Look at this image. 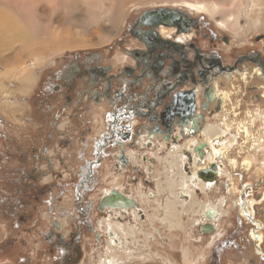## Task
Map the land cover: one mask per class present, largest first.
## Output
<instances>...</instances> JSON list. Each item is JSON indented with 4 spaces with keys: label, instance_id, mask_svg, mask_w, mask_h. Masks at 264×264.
<instances>
[{
    "label": "rangeland",
    "instance_id": "obj_1",
    "mask_svg": "<svg viewBox=\"0 0 264 264\" xmlns=\"http://www.w3.org/2000/svg\"><path fill=\"white\" fill-rule=\"evenodd\" d=\"M219 1L224 4L225 15H237L239 24H230L228 27L221 26L207 13L200 11L191 13L190 9L181 5L183 2L167 3L169 6L158 0L133 6L131 4L122 26L118 28L117 32L113 33V37H97L98 31L102 32L103 30H95L88 34L92 37V40L88 42L90 43L88 46H75L76 48L69 49L64 54L63 52H53L45 56L35 71L36 75L39 76L38 84L36 83L30 92L23 94L15 91L17 84L16 80L12 79L10 93L5 91L4 94H9V97L13 95V98L17 97L14 99H18L15 100L18 104L15 103L13 105L16 108H12V111L11 108L9 109L0 103V264H101V262L109 264L107 262L108 257L112 258V260L116 258V261L112 264H215L214 259L207 257L209 255V247L214 241L213 237L210 238L204 234L202 236L198 230V220H196L198 219L197 213H199L197 204L204 201L207 202L210 199L206 198L202 191L197 195L198 198L195 197L193 189L198 185L196 182L189 184L187 192H184L185 196H180L183 200L178 198V192L182 193L178 189V187L181 188L179 185V174L182 165L178 164L176 167L169 165L165 168L166 162H163L162 165L161 161L162 157L165 158L173 150V146L166 154L164 152L166 151L165 142L163 143L162 140L156 141L157 147L155 151L152 150V152L143 154L151 156L156 153L155 155L158 159V164L153 171H146L143 176L141 175L144 179V177L147 178L146 174H148L149 182L146 183L143 181L140 184H131L129 182L131 177L137 176V174L130 172L129 168H126L123 171L124 173L116 170L114 167L116 152L106 155L105 159L99 162H95L92 172L88 171L89 168L84 170L82 166L85 165V160L93 158L91 149L84 152L83 159V153H79L83 145L78 146L77 144L79 138H76V140L70 139L72 142H70V146L62 148H57L58 142H54L50 138L52 133L50 132L49 123L54 119L56 110L45 107L51 106L56 99L48 97L49 93H47L48 91H46L47 89L44 85L47 82H54L57 70L65 69L72 59L79 58L77 61L81 63L86 59H91V53H95V56L100 57L97 63L103 66L110 64L109 66L111 67L108 73L117 74L121 72L125 65L134 63L131 59L126 58L124 61L121 59L126 54L124 48L132 49L138 46L136 39L128 35L127 28L130 24H134L135 20L144 11L148 12L160 8L179 11L188 9L186 13L188 12L192 16L204 14L206 18L211 19L212 23L215 24L214 26L218 27H216L218 30L234 39L236 48L241 43H248L241 52L259 49L262 45V42H260L261 35H264V21H261V24L257 22L260 8L245 12L248 6L245 3L243 8L239 9L231 6L233 0ZM217 17L220 19L221 15ZM24 57L26 59L21 61L19 66L25 64V62H27L28 66L32 65L31 58L27 55ZM228 61L231 62L232 58L228 59ZM38 63H35V65ZM257 67L253 68V74L250 70L245 69L244 71L239 70L238 72L225 74L220 78L222 83L225 84V88H223L224 86L221 88L224 91H229L231 98L226 100V103H222L220 100L222 106L219 107L216 115L218 126L238 136L237 143L239 145H235L234 151L231 148L228 153L231 152L232 154L233 152L232 155L237 157L239 163L236 168L232 169L234 171L230 169L228 161L221 163L226 164L224 169L227 172H220L222 176L220 178L223 181H231L230 178L233 174L236 186L230 195V200L234 201L231 207H237L239 204L240 213L246 218L248 217L243 214L239 201L241 197L247 196L246 194L241 196L244 192L243 184L246 181L251 183L249 198L254 197L258 201L264 193V145L260 146L259 143L264 128V116L262 115L264 111L259 113V107H263L264 102L262 101L258 104L259 101L256 100L257 95H255L258 91H253V87L250 88L251 94L249 92L246 93L247 84L250 81H252L251 84L253 85H259V81H253L256 78L261 79L256 70ZM245 71H248V76H251L247 78L248 80L242 78V73ZM87 82L84 85H80L79 88H83L86 85V88L90 91L95 88L102 89V86L106 85L105 80H101L94 85ZM119 82H122L120 86H126V82ZM64 84L68 85L66 82ZM117 86H119V83L113 85V87ZM261 88H264V85ZM236 97H239L240 100ZM81 100L82 108L93 105L92 100L87 96ZM62 102H65L63 98ZM16 111L18 114L15 113ZM73 111L62 113V126H64L63 123H66V125L73 123L72 119L76 121V114ZM100 117H102V114H100ZM100 121L101 118L99 119ZM92 122H95L96 125L98 122L97 118L90 117L81 124L78 122L79 126L76 125V127L81 128L84 131V135H86V128ZM93 123L91 124L92 126L94 125ZM220 123L223 125L221 126ZM209 124L217 125L212 122H203L199 132L202 133V129ZM244 124L248 125V129L255 139L247 140L248 136L245 128H243ZM227 125L230 129L226 128ZM239 125L243 126L240 128ZM202 135L204 137L203 133ZM196 138L198 140L197 136L186 137L184 144L181 146L188 147L189 141ZM90 143L92 144L91 140ZM42 145L48 146L53 155H48L46 160H43L42 156L40 163L34 162V152H39ZM142 145L144 144L140 142L137 147L128 149L132 161L137 159L141 163L146 162L141 155ZM52 147H55L56 150H53ZM245 147H248V152L244 150ZM158 149L159 152H157ZM249 150H251L249 159L253 160L252 163H254L252 169L245 166ZM56 153L60 157L57 158L55 156ZM94 157L95 160L97 157ZM47 162H54L58 169L54 172L49 171V169H46ZM42 165L46 171H43V168L40 169L39 166ZM161 167H164L163 175H166L169 169L171 171L174 170V172H170L167 175L168 178L174 177L173 180H170L174 184H171L168 180L162 183L165 178L158 180ZM26 171H29L28 173L32 174V177L36 179L31 182L38 186V189H40L39 193L42 191L41 197H39L40 201L35 204L29 200V197L24 198L21 194H18L22 187L21 176L19 175L24 174L22 177H27ZM182 171L184 172V169ZM126 173H128L129 177H125ZM26 182L28 183L29 181ZM47 182L55 185L61 183V186L59 184L57 189H52L50 194H46V188L45 186L43 187V184ZM70 182H73L72 186ZM158 183L161 185L160 187ZM169 183L173 187L168 185ZM259 184L263 187L256 188L255 185L258 186ZM112 187H119L122 191H128L133 196H136L141 202L139 209L133 208L134 211L118 209L119 211H116L112 208L109 212L107 210L106 215L103 212H99L98 204L101 197ZM158 187L160 192L157 191ZM17 200L22 202V207L26 201H29L30 209H23V214H20L21 210ZM259 203L254 206L256 217L262 219L264 223V202ZM231 207L230 204L222 207L221 212L224 213V216L220 218L217 232H219L218 236L222 235L223 238L238 229L237 218H240L238 210L232 209V213L229 217L227 216L229 213L227 210L229 211ZM225 208H227L226 211ZM171 213L179 217V220L177 218L172 220L173 225L167 222L171 219L168 216ZM16 216L17 218L24 216L25 219L18 221ZM83 220H85V223H83ZM76 222L84 225L85 231L82 229H80V233L76 231V227H78V225H75ZM239 222L241 235H238L237 231V235L234 236L239 240L236 244L237 247L234 249H226L225 247L218 264H264V258H260L255 252L254 241L251 237L252 235H250V229L253 224L244 218H240ZM94 230L98 231L103 242H99ZM103 231H105L104 234ZM62 234L69 238L68 243L60 241L58 237ZM74 239L78 243H73ZM226 243V240H224L223 244L227 245ZM57 244H59V247H57ZM74 244H76L75 247L78 250L75 249L73 251ZM206 257L207 259H205Z\"/></svg>",
    "mask_w": 264,
    "mask_h": 264
},
{
    "label": "flooded vegetation",
    "instance_id": "obj_2",
    "mask_svg": "<svg viewBox=\"0 0 264 264\" xmlns=\"http://www.w3.org/2000/svg\"><path fill=\"white\" fill-rule=\"evenodd\" d=\"M146 12L144 11L140 14L138 17L139 20H135L134 24H130L127 28V32H129L128 35L136 39V44L138 46L132 49L124 48L126 54H124L121 59H123V61L126 58L131 59L134 62L133 64L125 65V68L117 74L108 73L109 68L111 67L109 66L110 64L103 66L97 63V61L100 60V57L95 56V53H91V59H86L81 63L77 61L79 58L72 59L65 69L57 70L54 82H47L44 85L47 89L46 91H48L47 93H49L48 97L56 99L54 103L52 102L51 106L49 105L48 107H45L56 110L54 113V119L52 122L49 121L51 128L50 132L52 133L50 138L54 140V142H58L56 145L57 148H62L64 146L68 147L72 143L70 139L76 140V138H79L78 143L83 145V151L87 152L91 149L93 152V158H91V160L86 159L85 165L82 166L84 170L89 168L88 171L91 172L94 170L95 162L105 159L106 155H110L116 151H119V154L116 155L118 164L116 167L114 166L116 170L123 172L126 168H130L133 164L131 158L127 154L129 152L128 149L137 147L140 142L145 145H142L141 150L142 158L146 160V162L143 163L148 164L144 170L153 171L154 167L157 166L158 161L153 155L149 156L143 154L145 152H152V150L155 151V148L157 147L155 144L156 141L162 140L163 143L165 142V153H168L172 146L178 144L177 146H179L180 152L178 151L177 155L179 154V161L183 160L182 167L184 172L189 174V177L193 175L196 176L199 183L205 182L207 184L204 189H201L202 187L199 185L194 187L193 190L195 192V197L198 198L197 195L202 191L203 195L210 199L206 203H210V205L213 204L214 206L219 205L220 198L224 197L225 201L223 204L225 205L223 206L226 207V205L230 204L231 207L234 203V201L230 200L231 193L229 185L231 181L221 180L220 177L222 176L219 174L218 169L221 166L225 168L226 164H221L217 159L216 161H208V147L204 148V157L201 158L199 151H195V147L202 142H206L204 139L205 136H201L202 133L199 132L200 128L203 126V122L218 123L216 115L219 111V107L224 103L222 98H224V94L227 93L226 90L224 91V89L221 88L222 86L225 88V84L222 83L220 79L225 74L227 75L228 73L238 72L239 70L244 71L245 69H248L253 73V68L258 66L257 69L261 79L256 78L253 81H259V85H253L251 84L252 81H250L247 84L248 88L246 93L249 92V94H251L250 88L253 87V91H258V93L255 94L257 95L256 100L259 101L258 104L262 101L264 102V88H261V86L264 85V35H261L260 42H262V45L259 49L241 52L243 51L242 49L246 48L248 43H241L237 46L238 48H236L234 39L230 38L228 34L223 33L221 30H218V27L216 26V28L211 19L206 18L204 14L192 16L191 14H188V12L186 13V11L183 12L187 15L179 13V16L185 19L184 29L180 31L178 27L166 25L168 28L174 29L169 35H163L161 27L165 24L156 22V17H147L145 19L144 15ZM230 58H232L231 62L228 61ZM244 76H246V78ZM249 77L251 76H248L246 71L242 73V78L244 80H248L247 78ZM101 80L106 81V85H103L102 89L95 88L88 91L86 85L83 88H79L80 85H84L87 81L94 85ZM119 81L126 82V86H120V83L122 82ZM64 82L68 85L64 84ZM115 83H119V86L113 87ZM65 85L68 87L66 88ZM213 86L222 90L219 96L214 92ZM85 96L92 100L91 102L93 105L91 107L86 106L82 108L81 99ZM62 98L65 102H62ZM236 98L240 100L239 97ZM220 100L222 103H220ZM226 100L230 99L228 98ZM106 103L111 105V109L110 112L104 113L102 112V107L104 106L103 104ZM116 105V108L121 107L117 112H115L114 108ZM223 106L225 105L223 104ZM71 110H74L73 112L76 114V121L72 119V124L70 123L69 125H66V123H63L64 126H62V113ZM262 111H264V104L263 107H259V112ZM92 113L104 115V117L101 118V122L103 121L105 123V127L97 137L93 138L91 144L90 141L87 140V137L90 134V126H87V134L84 135V131L81 128L76 127V125L79 126L78 122L81 124L82 122L87 121ZM107 115L112 120L108 119ZM132 120L139 121V125L135 130H133L131 126ZM186 121H189V124L186 125ZM189 132H191L192 135L188 136ZM149 136H155V140L151 141L148 138ZM190 136H197L198 142L194 146H192V144L190 146L188 145V147L180 146L184 144V139L186 137L190 138ZM41 139L43 140V138ZM250 139H255V137L251 136ZM107 143L108 145L106 146ZM248 147H245L244 149L247 152ZM231 148L232 151H234V146L229 147L228 144L227 152L231 151ZM52 149L56 150L55 147H52ZM107 151L109 153H107ZM250 151L251 150H249L248 155H250ZM39 152H34V162L40 163L42 161V156V159L46 160L48 155H53L51 149L44 145H42ZM184 153L186 154V157L183 156ZM55 156H57V158L60 157L57 153ZM94 156L97 157L95 160ZM122 156H126V158L121 160ZM180 157L182 159H180ZM82 158L84 159V153ZM204 161L208 163H205ZM213 163L216 164V177L214 180L205 181V179H201L199 171H202L203 169L210 170V165ZM100 164L102 165V163ZM39 167L42 169L43 165ZM46 167V169H49L51 172L58 169L54 162H47ZM133 167L136 174L141 177V169L136 166H132V168ZM234 167L235 166L231 165L230 169L232 170ZM46 169L43 168V171H46ZM216 180L218 181L216 182ZM129 182L136 185L138 183V177H131ZM188 183L190 185L192 184V182ZM59 184L61 186V183ZM72 184L73 182L71 183V186ZM58 185L47 182L43 184V187L45 186L46 188V194H50L52 189L54 190L58 188ZM255 186L256 188H262L264 185L261 186L259 184L258 186ZM250 187L251 186H246L243 191L245 192L247 188L249 191ZM117 189L126 194L131 200H134V206L127 208L117 207L114 210L122 209L133 211V208L139 209L140 203L136 196H133L128 191H122L119 188ZM109 192L110 190L106 193ZM104 195L105 193L103 196ZM241 196H243V194H241ZM261 196L263 198L261 197L258 199V203L260 201L261 203L264 202V193ZM99 205L98 210L99 212H103L104 215H106L107 210L108 212L111 210V208H108L107 206L101 210ZM239 208V204L237 207L229 208V211L225 208L227 212H229L227 216L229 217L232 213V209L236 211L238 210V215L241 219H247L253 224L250 229V235H252L251 237L254 241L255 252L260 258H264V223L262 222V219L256 217L254 207V218L262 223L261 233L263 235V241H258L260 244L258 245L251 232L255 227L254 222L244 217L240 213ZM208 210L211 209L205 208L201 213L202 216L200 213H197L198 230L202 236L204 234L208 235L210 238L213 237L214 241L209 247V255L207 257H210L212 260L214 259L215 264H218L225 247L226 249H234L237 247L236 244L239 240L234 236L237 235V231L238 235H241L240 218H237L238 229H236L234 233L230 235L227 234L223 238L222 235L218 236L219 232L217 231L219 229V218L224 216V213L219 212L218 215H215L212 211L213 214L209 217L207 215ZM83 216L85 217V215ZM208 222L214 225L213 230H202L201 225ZM83 223H85V220H83ZM75 225H78L76 231L79 232L80 229L84 230V225L79 222H76ZM58 238L65 243H68L69 241V238L63 234ZM224 240H226L227 245L223 244ZM75 242L78 243L76 239L73 240V243ZM99 242L101 243L103 240ZM75 245L76 244L73 245V251L75 249L78 250ZM57 247H59V244H57ZM258 247H261L262 249H259ZM207 257L205 259H207Z\"/></svg>",
    "mask_w": 264,
    "mask_h": 264
},
{
    "label": "bare ground",
    "instance_id": "obj_3",
    "mask_svg": "<svg viewBox=\"0 0 264 264\" xmlns=\"http://www.w3.org/2000/svg\"><path fill=\"white\" fill-rule=\"evenodd\" d=\"M148 1H154V0H0V103L3 106L8 107L9 109L16 108V106L13 105L15 103L18 104V102L15 101L18 99H14L17 97L13 98V95L9 97V94L8 95L4 94L5 91H7L8 93L11 90L10 86L12 79L16 80L15 82L17 85L15 87V91H18L23 94L30 92L31 89L36 85V83L38 84L37 81L39 76L36 75L35 71L45 56L50 55L53 52L55 53L63 52L64 54L69 49H72L75 46H79V47L81 46L83 47L85 45L88 46V44H90L88 42L92 40V37H90L91 35L89 36L88 34L90 32H94L95 30L104 31V32L102 31L103 33L98 31V33L96 34L97 37H106V36L113 37V33L117 32L118 28L122 26L125 16H127L126 13H128L130 9L129 8L130 5L131 4H132L131 6L136 4L138 5L139 3H144ZM158 1H163L165 4L167 3L170 4V2H174V3L183 2V4L181 5H183V7L185 8L190 9L189 11L191 13L199 12V11L202 13L203 12L207 13L208 15L213 17L218 22V24L224 27H228V25L230 24L232 25L239 24L238 22L239 17L237 15L235 14L225 15L224 4L222 3V1L219 0H190V1L189 0H158ZM244 3L248 5L247 8L244 7L246 8L245 12H248L249 10H252L254 8H260V13L259 16L257 17V22L260 23L261 21H264V0H233L231 6L242 9ZM169 4L167 5L169 6ZM188 9H186V11H188ZM218 15H221L220 19H218L217 17ZM173 29L174 28H168V26L162 25L161 32L163 35H169V33H171ZM25 55L31 58L32 65L28 66L27 62H25V64H21L19 66V63L26 59L24 57ZM37 62L39 63L35 65V63ZM256 70L258 72L257 68ZM246 74H249L248 71H246ZM244 77L246 78V76ZM221 91H222L221 89L214 87V92L217 93V96L220 95ZM224 95L225 97L222 98V101L225 103L226 99L228 98L230 99L231 96L229 91H227V93H225ZM15 113L18 114L17 111ZM262 115L264 116V114ZM228 125L226 126L227 129L229 128ZM241 126L239 125L240 128ZM243 128H245L247 132V136H248L247 140L249 141L252 134L248 129V125L243 126ZM202 133L205 136V141L208 143V148H207L208 161H216V159L219 160L221 163H226L228 161L230 166L233 165L235 166L234 168H236L239 163V160L237 159L236 156L232 155L231 153H228L227 150H228V144L229 147L239 145L237 143L238 136L236 134H232L231 132H228L224 128H221L220 126H218V124L208 125L206 128L202 129ZM263 134H264V128L262 130V137H260V142H259L260 146L264 145ZM188 135H192V133L189 132ZM190 137H196V136H190ZM148 138L151 141L155 140V136H149ZM189 143H190L189 146L191 144L192 146H194L197 143V138L190 140ZM177 145L178 144L173 146L172 148L173 150H171L165 157L166 159L165 168L168 167L169 165L174 167L178 166V164L182 165L183 160L179 161L178 158L179 154L177 155L178 153L177 150L179 148V146ZM183 156L186 157V154L184 153ZM250 157L251 156L248 155V159H246L245 161L246 164L245 166L251 167L252 169L254 163H252L253 160L249 159ZM180 159L182 158L180 157ZM204 162L208 163L206 161ZM263 162H264V158H263ZM181 169L182 166L180 168L181 172L179 174V178H180L179 185L181 186V188L178 187V189H180L182 193L178 192L179 199H181L180 196H185L184 192H187L188 190V186H189L188 182H197V184L200 187H202L203 189L205 188V186L207 185L205 182L199 183V181L196 179V176L193 175L189 177V175L184 173L182 171L183 169L182 170ZM218 169H219V174L220 172L222 173L227 172V170H225L222 166L219 167ZM170 172H174V170L171 171L169 169L167 171V173L169 174ZM173 179H174L173 176L167 178L168 181ZM230 180L231 183L229 185V190L230 193H233V189L236 186L234 182L233 174L231 175ZM164 181L165 179L162 180V183H164ZM217 181L218 180H216V182ZM244 184L247 185H243L242 187L243 189L246 186H251V183L247 181ZM160 186L161 185L159 184V187ZM171 187H173V185ZM157 191L160 192L159 189ZM249 193L250 191H248L247 188L245 192L242 193V194H246L247 196L241 197L239 201L242 207L243 214L247 216L248 219H250L252 222H254L255 227L252 229L251 232L253 234L254 240L256 241V244L260 245L258 241H263V237H262L263 235L261 233L262 223L259 220L255 219L253 215L254 214L253 207L255 206L256 203H258V201L255 200V198L253 197L249 198L248 196ZM224 201L225 198L221 197L219 201V205L217 206L206 204L205 201H204L205 203L204 202L198 203L197 207L199 210L197 209V211H199L200 215L202 216L201 214L202 211L205 208L206 209L209 208L211 209V211L217 212V214L215 215H218L219 212H221L223 205H225L223 204ZM254 201L256 202L254 203ZM168 216L169 219L171 218L170 220L167 221L169 222V224L173 225L172 220L174 218H177V220H179V217L174 216L173 213H171ZM258 248L260 249L261 247ZM114 261H116V258L112 260V258L108 257L107 262L109 264L114 263ZM101 264L104 263L101 262Z\"/></svg>",
    "mask_w": 264,
    "mask_h": 264
},
{
    "label": "water",
    "instance_id": "obj_4",
    "mask_svg": "<svg viewBox=\"0 0 264 264\" xmlns=\"http://www.w3.org/2000/svg\"><path fill=\"white\" fill-rule=\"evenodd\" d=\"M180 14L187 15L185 12H179V10H170V9H159L155 11H148L144 15V18L147 17H156V22L164 23L168 26H175L178 27L179 30H183L185 26V19H183ZM196 123V121H195ZM185 124H189V121H186ZM208 147L206 142H202L198 146L195 147V151H199L200 157H204V148ZM126 156H122L121 160H124ZM210 171V172H209ZM199 175L201 178L205 180H214L216 177V164L210 165V170L203 169L202 171H199ZM107 206L108 208H127L130 206H134V200H131L126 194L119 191L117 188H111L109 193H106L101 200V203L99 205V208L102 210L104 207ZM213 212L211 210H208L207 215L211 217ZM214 214H217V212H214ZM202 230L212 231L214 228V225L212 223H205L201 225ZM98 236V234L96 233Z\"/></svg>",
    "mask_w": 264,
    "mask_h": 264
},
{
    "label": "crops",
    "instance_id": "obj_5",
    "mask_svg": "<svg viewBox=\"0 0 264 264\" xmlns=\"http://www.w3.org/2000/svg\"><path fill=\"white\" fill-rule=\"evenodd\" d=\"M103 105H104V106L102 107V110H103L102 112H104V113L110 112L111 105H110V104H107V103H106V104H103ZM116 107H117V105L114 106V108H115V112H117V111L121 108V107H119V108H116ZM95 111H98V110H95ZM95 111H94V113H95ZM99 111H100V110H99ZM90 117H93V118L95 117V118H97V121H98L96 125H95V122H94V123L92 122V123L94 124L93 126L91 125L92 123L90 124V128H91V129H90V134H89V136L87 137V140H89V141L91 140V141H92L93 138L97 137V135H99V133L102 132V130H103L104 127H105V123H104L103 121H102V122H101V121L99 122V119L102 118V117H104L103 115H102V117H100V114H93V113H92L91 116H89V118H90ZM107 117H108V115H107ZM108 119H111V118L108 117ZM111 120H112V119H111ZM138 123H139L138 120H132V121H131V124H132L131 126H132L133 130H135V128L138 127ZM101 126H102L103 128H102ZM90 137H91V138H90ZM77 144H78V146L81 145L80 143H77ZM107 145H108V143L106 144V146H107ZM82 152L84 153L83 148L79 151V153H82ZM157 152H159V151H157ZM107 153H109V152L107 151ZM113 153H114V152H113ZM113 153H112V154H113ZM145 153H146V152H145ZM117 154H119V151H116L115 156H116ZM127 154H128V156L130 157L129 152H128ZM155 154H156V153H153V157H154V158H157V157H155V156H156ZM158 154H160V153H158ZM154 155H155V156H154ZM161 159L163 160V161L161 160V161H162V165H163V162H166V159L163 158V157H162ZM131 160H132V159H131ZM136 160H137V159H134V160L132 161V164H133L132 166L139 167V168L141 169V171H142V176H143V175L146 173V170H144V168L146 167V164L139 162V160H137V161H136ZM156 160L158 161V159H156ZM117 164H118V161H117V159L115 158V159H114V166L116 167ZM132 166L129 168V171H130V172H134V173H136L135 170H133L134 167L132 168ZM147 166H148V165H147ZM163 169H164V167H161V169H160V171H159V175H158V180H159V179H163V178H165V181H164V182H167V179H166V178H168L167 175H168L169 173H167L166 176H164V175H163ZM123 173H124V172H123ZM123 173H122V174H123ZM127 174H128V173H126V175L124 174L125 177H129V175H127ZM121 176H122V175H121ZM122 177H123V176H122ZM134 177H138V183H137V184H140V182H143V181H144L145 183H146V182H149L148 174H146V177H147V178L144 177V179H143L142 177H139L138 175H137V176L135 175V176H133L132 178H134ZM170 183H171V184H174V183L171 182V181H170ZM170 183H169L168 185H171ZM158 185H159V183H158ZM117 188H119V187H117ZM158 189H159V187L157 188V190H158ZM139 203L141 204L140 201H139ZM98 205H99V204H98ZM105 219H106V218H105ZM101 226H102V225H101ZM103 230H104V229H103ZM94 232H95V233H94L95 235H96V233L98 234V236H97V235H96V236H97L98 240L101 241L102 238H100V236H99L100 234L98 233V231H95V230H94ZM104 233H105V231H103V234H104Z\"/></svg>",
    "mask_w": 264,
    "mask_h": 264
},
{
    "label": "trees",
    "instance_id": "obj_6",
    "mask_svg": "<svg viewBox=\"0 0 264 264\" xmlns=\"http://www.w3.org/2000/svg\"><path fill=\"white\" fill-rule=\"evenodd\" d=\"M29 171H26V173L28 174L27 177L23 178L22 175L24 174H20L19 176H21V181H22V187L20 188V191L18 194H21L22 197L24 198H27L29 197V200H31V202L33 201L34 204L39 202V197L41 195V192L39 193V190L38 189V186H35L32 182L34 180H36L34 177H32V174L28 173ZM33 180V181H32ZM26 181H29L28 183ZM32 181V182H31ZM33 193V195H32ZM32 195V196H31ZM26 196V197H25ZM20 197V196H18ZM18 201V206L20 207V214H23L24 210L23 209H30L31 205L29 203V201H26V203H24L23 207H22V202H20V200H17ZM16 219L18 221H23L25 219V217L23 216L22 218H17L16 216Z\"/></svg>",
    "mask_w": 264,
    "mask_h": 264
}]
</instances>
